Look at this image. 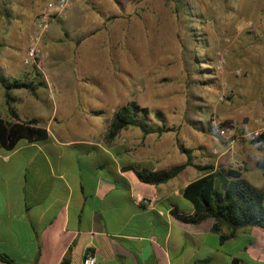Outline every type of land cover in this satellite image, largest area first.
Returning <instances> with one entry per match:
<instances>
[{
  "label": "rangeland",
  "instance_id": "1",
  "mask_svg": "<svg viewBox=\"0 0 264 264\" xmlns=\"http://www.w3.org/2000/svg\"><path fill=\"white\" fill-rule=\"evenodd\" d=\"M51 1L0 0V18L26 33L14 31L13 41L24 44L21 61L34 69L35 86L42 71L60 67L51 73L60 77L51 92L59 89L53 125L105 135L112 114L133 101L147 108L150 123L160 112L175 129L152 133L154 146L175 139L199 161H209L213 148L264 154V144L249 142L264 131V0H69L45 18ZM35 36V62L25 64ZM167 159L176 164L186 154L176 146ZM241 173L264 187L249 162Z\"/></svg>",
  "mask_w": 264,
  "mask_h": 264
},
{
  "label": "crops",
  "instance_id": "2",
  "mask_svg": "<svg viewBox=\"0 0 264 264\" xmlns=\"http://www.w3.org/2000/svg\"><path fill=\"white\" fill-rule=\"evenodd\" d=\"M11 24L0 18V79L37 84L34 69L21 61L24 44L13 41L14 31L26 33ZM58 69L41 72L45 83L38 85L36 96L24 88L11 90L19 120L38 119L47 137L21 139L11 150L0 149V254L13 264H80L87 250L97 264H264L263 228H239L221 243L211 231V218L198 225L181 219L193 212L182 192L202 174L195 165H212L217 175L229 168L241 172L264 154L255 147L244 148L246 155L240 146L213 148L209 161H199L191 152L195 165L181 172L190 168L188 179L180 173L158 185L143 183L128 166L168 169L186 161L170 165L167 158L176 146L186 149L175 139L154 146L148 138L152 133L140 130L106 141L104 132L78 135L53 125L59 89L55 97L51 92L60 77L51 73ZM0 118L13 120L1 82ZM217 183L221 185L220 177Z\"/></svg>",
  "mask_w": 264,
  "mask_h": 264
},
{
  "label": "trees",
  "instance_id": "3",
  "mask_svg": "<svg viewBox=\"0 0 264 264\" xmlns=\"http://www.w3.org/2000/svg\"><path fill=\"white\" fill-rule=\"evenodd\" d=\"M4 88L5 102L9 111V120L0 118V149L11 150L16 143L24 139L34 142L47 137L46 128L39 125V120H19L15 102L11 90L24 88L36 96V87L33 81L26 79H0ZM37 85V84H36ZM149 112L146 107H139L135 102L118 108L111 116L107 131L104 135L106 141L114 139L121 130L128 127H136L144 135L150 133L162 134L174 131L173 127L164 124L160 112L155 113L157 122L150 123ZM249 142L260 147L264 144V131L251 137ZM186 161L169 167L168 169L147 170L137 169L133 166L127 168L132 170L137 178L148 184L158 185L179 175L186 167L193 166L191 151L185 150ZM256 168L264 172V157L255 163ZM202 172L201 176L190 181L183 189V196L192 204L193 212L186 215L187 223L198 225L208 218L212 219L211 231L219 235L222 243L233 237L239 228L260 227L264 229V190L253 185L242 177L237 169L229 168L223 174L213 173V166L195 165ZM221 178L218 186L217 178ZM227 228V233L222 228ZM0 260L13 264L11 259L0 254ZM231 264H236L233 261Z\"/></svg>",
  "mask_w": 264,
  "mask_h": 264
},
{
  "label": "built area",
  "instance_id": "4",
  "mask_svg": "<svg viewBox=\"0 0 264 264\" xmlns=\"http://www.w3.org/2000/svg\"><path fill=\"white\" fill-rule=\"evenodd\" d=\"M68 2L69 0H53L49 2L46 8L43 9L42 11L44 17L46 18V16L51 12L55 14L61 13L68 6ZM46 25L47 23H44L43 25L41 23L39 24V26H42V27H45ZM36 41H37V36L34 37V41L31 42L29 46L26 48L25 56H24L25 64L35 62V58L38 53ZM80 264H97V261H96V258L93 252L90 250H87L82 257Z\"/></svg>",
  "mask_w": 264,
  "mask_h": 264
}]
</instances>
